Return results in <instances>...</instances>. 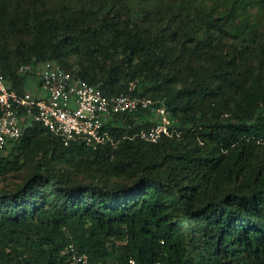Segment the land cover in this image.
<instances>
[{"label": "trees", "instance_id": "16d2710c", "mask_svg": "<svg viewBox=\"0 0 264 264\" xmlns=\"http://www.w3.org/2000/svg\"><path fill=\"white\" fill-rule=\"evenodd\" d=\"M130 1L0 0L9 90L59 63L160 100L172 134L133 137L151 109L108 119L97 149L26 127L0 150V264H66L70 245L91 264H264V0Z\"/></svg>", "mask_w": 264, "mask_h": 264}, {"label": "built area", "instance_id": "2783aa9c", "mask_svg": "<svg viewBox=\"0 0 264 264\" xmlns=\"http://www.w3.org/2000/svg\"><path fill=\"white\" fill-rule=\"evenodd\" d=\"M39 68L40 89L44 96L34 98L29 92L19 94L9 90L0 66V150L20 139L24 129L35 124L62 140L66 147L80 143L97 149L112 142V136L105 129L108 119L147 109L157 114L160 122L140 129L133 137L157 143L164 136L172 135L171 120L163 102L130 93L104 94L98 86L74 75L59 63H47L38 68L24 65L19 73L33 75ZM135 88L136 84L132 83L129 91ZM61 257L66 264H91L88 255L73 245L63 249ZM130 264L135 263L130 261Z\"/></svg>", "mask_w": 264, "mask_h": 264}, {"label": "rangeland", "instance_id": "374dc122", "mask_svg": "<svg viewBox=\"0 0 264 264\" xmlns=\"http://www.w3.org/2000/svg\"><path fill=\"white\" fill-rule=\"evenodd\" d=\"M161 1L162 0H131L129 4L133 7V9L139 8V9L155 11L154 9H156V5L160 3ZM200 5L201 4L198 3V6ZM250 14L260 24L258 35L264 34V11L260 9L259 7H256L251 10ZM226 44H227V48L237 45V43L233 42L232 38H228V41L226 42ZM40 72H41V68L36 69L35 74L27 75L26 85H27V88L29 89L27 92H29L31 95L33 93H36L37 95L38 93L44 95V92L39 87L40 86V76H39ZM134 84H136L137 87L139 85L138 81H135ZM150 94L151 95L153 94V90L150 92ZM154 101L161 102L160 100H157V99H155ZM154 116L157 117L156 114H154Z\"/></svg>", "mask_w": 264, "mask_h": 264}, {"label": "crops", "instance_id": "0c3cea01", "mask_svg": "<svg viewBox=\"0 0 264 264\" xmlns=\"http://www.w3.org/2000/svg\"><path fill=\"white\" fill-rule=\"evenodd\" d=\"M43 96V94L38 93V98H42Z\"/></svg>", "mask_w": 264, "mask_h": 264}]
</instances>
